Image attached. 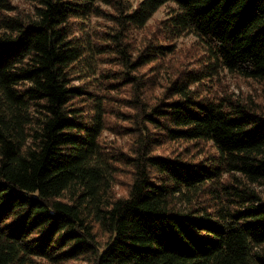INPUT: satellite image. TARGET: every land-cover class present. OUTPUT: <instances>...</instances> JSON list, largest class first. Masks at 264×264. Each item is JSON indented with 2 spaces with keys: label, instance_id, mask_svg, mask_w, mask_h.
Wrapping results in <instances>:
<instances>
[{
  "label": "trees",
  "instance_id": "1",
  "mask_svg": "<svg viewBox=\"0 0 264 264\" xmlns=\"http://www.w3.org/2000/svg\"><path fill=\"white\" fill-rule=\"evenodd\" d=\"M26 1L0 0V264H264L263 104L204 84H264V0Z\"/></svg>",
  "mask_w": 264,
  "mask_h": 264
},
{
  "label": "rangeland",
  "instance_id": "2",
  "mask_svg": "<svg viewBox=\"0 0 264 264\" xmlns=\"http://www.w3.org/2000/svg\"><path fill=\"white\" fill-rule=\"evenodd\" d=\"M13 2L22 11H29V9L31 8V4L26 0H13ZM165 11L166 8L162 7L155 14L150 24V29H153L157 22L165 16ZM194 40L195 39H193V37L191 36H184L179 39V48L181 52L177 54V59L185 61L182 65H180L181 63L177 64L178 66H180L179 68H183L184 65L188 68L195 66L194 59L191 57H187V54L185 53L187 51L192 52L194 50L192 49V43ZM173 63H175V61H173L172 64ZM169 72H171V70L167 68L166 65L164 66V68L161 69V73L165 77L164 82H166ZM204 84L210 86V93L214 94L215 96L228 95L232 97H237L239 99L253 100L256 103L263 104L264 108V84L261 82H256L251 79H245L238 75L224 72L215 77L212 82L211 80H205ZM106 134L108 135V138L106 137L108 141L117 140L116 142H119L120 145L125 146V138H116L114 134H111L109 132ZM126 180L127 179L120 177L117 181L115 189L118 194L123 195L126 192ZM258 189L264 196V186L259 187Z\"/></svg>",
  "mask_w": 264,
  "mask_h": 264
}]
</instances>
